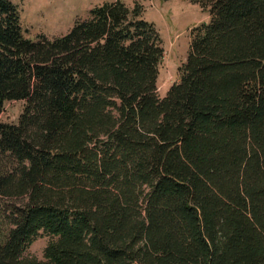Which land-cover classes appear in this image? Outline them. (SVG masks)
Wrapping results in <instances>:
<instances>
[{"label": "trees", "instance_id": "16d2710c", "mask_svg": "<svg viewBox=\"0 0 264 264\" xmlns=\"http://www.w3.org/2000/svg\"><path fill=\"white\" fill-rule=\"evenodd\" d=\"M181 78L140 5L90 9L61 36L24 35L0 0V264H264V0H189ZM41 232L44 258L27 257Z\"/></svg>", "mask_w": 264, "mask_h": 264}, {"label": "rangeland", "instance_id": "374dc122", "mask_svg": "<svg viewBox=\"0 0 264 264\" xmlns=\"http://www.w3.org/2000/svg\"><path fill=\"white\" fill-rule=\"evenodd\" d=\"M20 10L24 35L35 39L39 34L54 38L66 34L76 21L86 19L90 9L116 0H12ZM129 7L140 5L143 17L153 23L162 39L163 58L159 66L158 94L164 97L181 78V66L186 62L192 29L210 20L209 10L189 0H121ZM25 101L5 103L1 122L16 123ZM10 157L0 155V174L12 170ZM19 199L0 197V214L9 213ZM51 237L43 232L28 247L27 257L44 258V249Z\"/></svg>", "mask_w": 264, "mask_h": 264}]
</instances>
